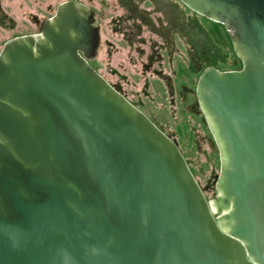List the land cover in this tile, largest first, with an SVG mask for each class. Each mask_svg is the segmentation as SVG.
Here are the masks:
<instances>
[{"label": "water", "instance_id": "95a60500", "mask_svg": "<svg viewBox=\"0 0 264 264\" xmlns=\"http://www.w3.org/2000/svg\"><path fill=\"white\" fill-rule=\"evenodd\" d=\"M179 1L241 61L196 84L216 197L89 65L98 26L69 0L0 52V264H264V0Z\"/></svg>", "mask_w": 264, "mask_h": 264}, {"label": "rangeland", "instance_id": "374dc122", "mask_svg": "<svg viewBox=\"0 0 264 264\" xmlns=\"http://www.w3.org/2000/svg\"><path fill=\"white\" fill-rule=\"evenodd\" d=\"M66 0H0V52L38 35ZM91 10L99 42L90 66L178 147L206 200L216 195L220 155L196 97L207 68L241 69L222 25L179 0H74Z\"/></svg>", "mask_w": 264, "mask_h": 264}, {"label": "flooded vegetation", "instance_id": "af4514ba", "mask_svg": "<svg viewBox=\"0 0 264 264\" xmlns=\"http://www.w3.org/2000/svg\"><path fill=\"white\" fill-rule=\"evenodd\" d=\"M67 1H69V0H66L65 2H67ZM63 3H64V2H63ZM63 3H61V4H63ZM61 4H60V5H61ZM58 6H59V5H58ZM58 6H57V7H58ZM57 7H56V9H57ZM55 13H56V10H55ZM41 24H42V23H41ZM40 26H41V25H40ZM39 28H40V27H39Z\"/></svg>", "mask_w": 264, "mask_h": 264}]
</instances>
